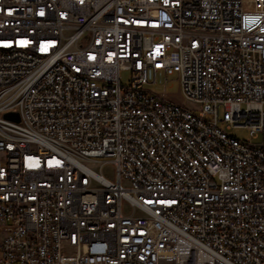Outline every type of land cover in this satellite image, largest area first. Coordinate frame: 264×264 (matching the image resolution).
Here are the masks:
<instances>
[{
	"label": "built area",
	"instance_id": "1",
	"mask_svg": "<svg viewBox=\"0 0 264 264\" xmlns=\"http://www.w3.org/2000/svg\"><path fill=\"white\" fill-rule=\"evenodd\" d=\"M0 264H264V0H0Z\"/></svg>",
	"mask_w": 264,
	"mask_h": 264
},
{
	"label": "rangeland",
	"instance_id": "2",
	"mask_svg": "<svg viewBox=\"0 0 264 264\" xmlns=\"http://www.w3.org/2000/svg\"><path fill=\"white\" fill-rule=\"evenodd\" d=\"M122 78L124 81H127L129 79V72H122ZM168 83H165V77L163 74H159L157 78V82L155 84H151L148 87L154 89L157 92H163L165 89L168 93V96L170 98H175L178 102L183 103L186 107H189L196 112L199 111L200 104L198 102L188 100L186 99L183 101L180 96H178V91H179V84L176 81V74L171 73L168 75ZM231 135L236 136L240 139H244L249 136V129L245 127H231L230 129L227 130ZM108 173L110 175L113 174L114 168L113 166L109 165L107 167Z\"/></svg>",
	"mask_w": 264,
	"mask_h": 264
},
{
	"label": "water",
	"instance_id": "3",
	"mask_svg": "<svg viewBox=\"0 0 264 264\" xmlns=\"http://www.w3.org/2000/svg\"><path fill=\"white\" fill-rule=\"evenodd\" d=\"M8 117H13V118H18L17 114L16 113H9L7 114Z\"/></svg>",
	"mask_w": 264,
	"mask_h": 264
}]
</instances>
